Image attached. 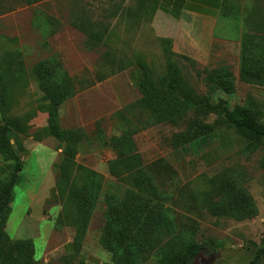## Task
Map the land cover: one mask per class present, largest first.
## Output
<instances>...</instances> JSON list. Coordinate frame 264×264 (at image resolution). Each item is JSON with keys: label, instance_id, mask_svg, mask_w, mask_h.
Returning a JSON list of instances; mask_svg holds the SVG:
<instances>
[{"label": "rangeland", "instance_id": "obj_1", "mask_svg": "<svg viewBox=\"0 0 264 264\" xmlns=\"http://www.w3.org/2000/svg\"><path fill=\"white\" fill-rule=\"evenodd\" d=\"M255 1L264 5V0ZM134 3L41 0L28 5L23 0H0V73L6 93L5 105H0V132L11 129V134H5L6 151L0 154V178L10 179L13 154L23 162L4 231L14 242H33V252L24 254L30 260L15 261V250L12 257L3 250L0 264H119L124 260V249L114 252L106 245L109 213L112 206L138 199L130 176L112 174L109 164L120 149L130 152L132 143L144 163L171 158L176 166L175 173L156 178L155 193L142 197L162 207L163 214L148 227V239L137 243L138 263L155 264L164 251L195 241L211 246L193 264H249L264 245V148L246 147L237 131L217 114L173 109L169 114L177 123H156L142 83L148 76L166 78L176 67L183 88L173 93L166 87L169 98L193 90L199 96L209 95L213 103L245 104L263 123L264 84L241 81L239 53L216 51L208 59L177 53L169 36L177 24L161 19L158 25V10L149 11L138 24L127 13ZM74 19L88 23V29H103L105 43L89 47L88 34L74 25ZM258 56L264 58V54ZM45 58L59 59L72 79L74 94L61 106L59 124L83 131L75 162L97 173H73L71 178L75 191L88 184L97 195L93 209L88 207L83 234L79 228L84 217L78 213L82 200L65 205L57 190L60 169L56 165L64 147L44 132L49 117L41 109L43 92L32 68ZM260 65L264 66V60ZM223 70L234 77L232 94L216 88L213 79ZM197 117L215 130L192 141L187 156L176 154L173 140L188 131ZM129 165L136 166L137 161L129 159ZM236 194L239 199L244 195L246 210L240 211L233 200ZM84 197L90 198V191ZM256 264H264V258Z\"/></svg>", "mask_w": 264, "mask_h": 264}, {"label": "trees", "instance_id": "obj_2", "mask_svg": "<svg viewBox=\"0 0 264 264\" xmlns=\"http://www.w3.org/2000/svg\"><path fill=\"white\" fill-rule=\"evenodd\" d=\"M23 1L28 5H32L41 0ZM134 1V5L128 7L127 13L129 16H135L138 24L143 22L149 11L156 12L159 9L160 0ZM261 13V16H263V12ZM73 23L88 34L87 45L89 47H95L99 43H105L103 29H88V23H78L75 19ZM260 30H264V23L259 25L257 36H246L242 40L240 79L245 83L264 84V66L260 65L264 58L260 59V56H258V54H264L262 50L264 43L262 42L261 44V41L258 40L259 38L264 40V33H260ZM106 54H103L104 57ZM172 54L176 55L175 52H172ZM182 57L188 59L186 56ZM32 72L39 88L43 92L41 109L46 111L49 117V123L44 128V132L47 135L56 137L64 147L63 158L56 165L60 169L57 183L58 194L63 199L65 205L72 204L78 199L82 200V207L78 206V213L81 214V218L84 217V221H82L84 226L79 228L80 234H83L87 228L86 224L90 212L88 207L90 210L93 209L92 206L97 195L94 194L92 186L88 184H83L75 191L74 182L71 178L73 173L77 174L87 171L91 175H96L97 173L83 166H79L75 162V155L78 152V145L82 141L83 131L62 128L59 124V110L63 103L74 94L73 82L64 70L61 61L56 58L39 60L34 64ZM115 72L116 70H113L112 74ZM100 79L103 80L104 77ZM3 80V76L0 73V105H5L6 102ZM213 80L216 82V88L227 94H232L236 90L234 77L229 70H223L217 73ZM142 86L143 88L146 87L145 100L155 112L156 123H177L178 119L169 114L173 109L181 111L190 109L194 110L198 115L217 114L224 119L228 127L234 128L237 131L244 139L246 147H252L258 144L264 148V123L253 109L247 105L237 104L230 106L223 101L213 103L209 95L199 96L193 90L184 92L181 96L177 95L174 98H169L166 95V87L173 93H179L183 88L181 86L180 73L176 67L171 68V72L166 78L155 79L154 77L149 78L148 76L143 81ZM22 130L20 128V131ZM213 130H215L214 125L209 123L205 124L197 117L194 119L188 131L175 137L173 140L174 148L187 147L192 141L203 137L206 133L212 132ZM6 133L11 134V129L5 128L0 132V154L6 151L4 143ZM131 147L132 150L130 152L120 149L118 158L110 162L109 168L112 174L120 178L130 176L133 186L131 189L136 191V193L132 191L131 193L135 194L138 200L130 198V203L123 202L120 207L112 206L109 213L110 218L107 226L108 235L106 245L114 252L119 251V249H124L126 252L124 260L126 262L143 264L135 260L137 256L136 252L139 248L138 244H142L144 239H148V227L156 224L152 223L156 216L162 218L163 211L162 207L156 203L155 206L153 205L154 203L151 205L147 199L142 200V197L145 198L147 193H155L157 190L156 178L164 173H175L176 168L168 159H160L150 164L144 163L133 143ZM13 157L14 168L10 179L2 180L0 178V252L6 250V255L12 257L14 255L12 251L15 250L16 255L13 256L15 261L20 260L21 257L30 260L31 258L24 254L33 252V242L31 240L14 242L4 231L10 212V204L14 198L13 188L19 179L20 172L23 170L21 158L17 154H13ZM129 159L137 161V165L133 167L129 165ZM262 164L264 165V157ZM117 167H121V171H118ZM120 175H123V177ZM223 188L224 190L226 189L225 186ZM87 190L90 191V198L84 197ZM233 200L239 206L240 211L246 210L244 195L241 194L239 199V195L236 194L233 196ZM228 209H231V207ZM234 212H237V210ZM120 213H124V215L122 216ZM241 216H245V213H241ZM210 246L209 243H197L194 241L186 246L184 245V247L182 246L183 248L178 250H166L155 264H193L195 257L203 250L209 249ZM263 258L264 245L257 249L254 258L249 264H256ZM124 260H121L119 264H126Z\"/></svg>", "mask_w": 264, "mask_h": 264}, {"label": "crops", "instance_id": "obj_3", "mask_svg": "<svg viewBox=\"0 0 264 264\" xmlns=\"http://www.w3.org/2000/svg\"><path fill=\"white\" fill-rule=\"evenodd\" d=\"M259 8L264 5L255 0H160L156 23L166 19L177 24V30L169 35L174 51L208 59L216 51L240 54L243 38L257 36L259 25L264 23V9ZM187 147L174 149L176 154L187 156ZM191 166L195 167L194 161Z\"/></svg>", "mask_w": 264, "mask_h": 264}]
</instances>
